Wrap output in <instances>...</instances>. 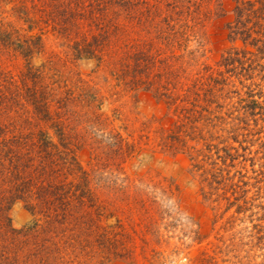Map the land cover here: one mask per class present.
Here are the masks:
<instances>
[{"label":"rangeland","instance_id":"374dc122","mask_svg":"<svg viewBox=\"0 0 264 264\" xmlns=\"http://www.w3.org/2000/svg\"><path fill=\"white\" fill-rule=\"evenodd\" d=\"M244 1L0 0V264H264Z\"/></svg>","mask_w":264,"mask_h":264},{"label":"trees","instance_id":"16d2710c","mask_svg":"<svg viewBox=\"0 0 264 264\" xmlns=\"http://www.w3.org/2000/svg\"><path fill=\"white\" fill-rule=\"evenodd\" d=\"M237 11V17H236V32L238 35H241L244 38V42H248L252 45H257L260 41L264 40V26L262 23H258L257 21H253L254 17H258V8H256L255 4L252 3V1H244L236 6ZM264 19V16L261 17ZM250 22H253V26H250ZM259 24L260 28L259 30H255L256 26ZM261 35L263 38H258L257 35ZM264 44V41H263ZM262 48L259 47V50L261 51ZM264 51V50H263ZM247 53H250L254 55L252 51H246ZM245 52V54H246ZM231 57H228L227 60H230Z\"/></svg>","mask_w":264,"mask_h":264}]
</instances>
